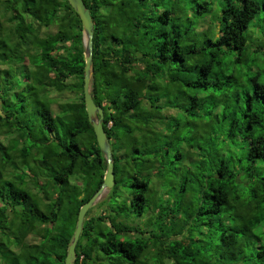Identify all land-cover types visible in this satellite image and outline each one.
Listing matches in <instances>:
<instances>
[{"label":"trees","instance_id":"16d2710c","mask_svg":"<svg viewBox=\"0 0 264 264\" xmlns=\"http://www.w3.org/2000/svg\"><path fill=\"white\" fill-rule=\"evenodd\" d=\"M84 3L115 185L74 264H264V0ZM84 53L67 0H0V264H64L104 182Z\"/></svg>","mask_w":264,"mask_h":264},{"label":"water","instance_id":"95a60500","mask_svg":"<svg viewBox=\"0 0 264 264\" xmlns=\"http://www.w3.org/2000/svg\"><path fill=\"white\" fill-rule=\"evenodd\" d=\"M71 8L78 15L83 28V44H84V57H85V69H84V101L85 109L89 123L92 125L97 144L105 157L107 169L104 176V182L101 188L96 194L85 203L79 211L76 229L70 245L68 247L67 256L64 264H74L76 260V247L80 240L81 234L84 230V223L86 215L104 196L112 190L115 185L114 175V159L111 150L110 140L107 137L105 129L103 127L104 112L102 108L94 103L91 94V82L93 76V47H94V22L87 9L84 0H67Z\"/></svg>","mask_w":264,"mask_h":264},{"label":"rangeland","instance_id":"374dc122","mask_svg":"<svg viewBox=\"0 0 264 264\" xmlns=\"http://www.w3.org/2000/svg\"><path fill=\"white\" fill-rule=\"evenodd\" d=\"M256 1H259V2H260V1H262V0H256ZM100 201H102V199H101ZM100 201H99V202H100ZM97 212H98V209H95V210H94V213H97Z\"/></svg>","mask_w":264,"mask_h":264}]
</instances>
